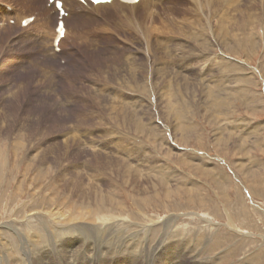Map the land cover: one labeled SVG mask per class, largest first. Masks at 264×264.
<instances>
[{"label":"rangeland","instance_id":"374dc122","mask_svg":"<svg viewBox=\"0 0 264 264\" xmlns=\"http://www.w3.org/2000/svg\"><path fill=\"white\" fill-rule=\"evenodd\" d=\"M224 6L199 10L190 0H162L152 18H141L138 8L128 21L99 11L68 21L55 50L52 6L0 0V226L12 220L16 227L37 211L54 218L60 210L69 223L86 222L91 213L130 233L151 227L159 234V225L174 218L169 234L191 230L186 237L199 245L203 264H264V0ZM27 15L34 20L22 28L19 18ZM242 21L245 42L237 44L244 34L234 42L231 35L240 34ZM117 167L130 180L114 177ZM131 180L143 182L144 191L138 194ZM93 189L106 201L75 200Z\"/></svg>","mask_w":264,"mask_h":264},{"label":"bare ground","instance_id":"6f19581e","mask_svg":"<svg viewBox=\"0 0 264 264\" xmlns=\"http://www.w3.org/2000/svg\"><path fill=\"white\" fill-rule=\"evenodd\" d=\"M63 3V7L66 8V12H68L67 15V19L64 20L65 24H66V28H67V22L70 21L71 19H79V18H84V17H89V15L92 14H97L99 11L102 12L103 11V15L106 16H115L117 19L122 18V20L124 19L125 21H128L130 17H132L133 15V19H135L134 17V12L135 10H137L138 8H140L139 10H142V16L141 18H147L150 19L152 18V16H154V10L155 7L157 5L160 4V2L162 0H139L136 4H121L117 1H112L111 3L108 4H98L96 6H90L89 8H86L82 5H79L78 2H76L75 0H61ZM177 1H183V0H177ZM191 3L196 6L199 10L200 8L204 5H212L214 3H224V7L226 6H230L232 4H235L237 2V0H190ZM255 1V0H254ZM46 2V0H45ZM241 2V1H240ZM254 3V2H251ZM250 3V4H251ZM73 4H75L76 6H74ZM173 4V3H172ZM82 6L84 8H86L87 10L84 9H80L78 10V7ZM215 6V5H214ZM236 7H238V5H234ZM211 7V6H210ZM216 8V7H215ZM218 8V7H217ZM204 9V8H202ZM228 9V7H227ZM234 9V8H233ZM109 10V11H107ZM153 10V11H152ZM113 11V12H110ZM158 11V10H157ZM218 11V10H217ZM223 11V10H222ZM226 11V10H225ZM233 11V10H232ZM231 11V12H232ZM215 12V11H214ZM227 12V11H226ZM212 13V12H211ZM220 13V12H219ZM224 13V12H223ZM236 13V12H235ZM234 13V14H235ZM29 15V14H28ZM27 15V16H28ZM203 15V14H201ZM200 15V16H201ZM215 17H217V13L214 14ZM221 15V14H220ZM233 15V14H232ZM47 16V12L44 11L43 14L41 15V19L43 20V18ZM57 16V12L55 14V18ZM222 16V15H221ZM219 16V17H221ZM25 17V16H23ZM206 17V16H205ZM214 17V16H213ZM212 17V18H213ZM217 17V21L218 18ZM154 18V17H153ZM211 18V17H209ZM227 18V17H225ZM232 18V17H231ZM22 17L19 18V20H21ZM146 19V20H147ZM169 19V18H168ZM194 19V18H193ZM204 19V18H203ZM131 20V18H130ZM153 20V19H152ZM151 20V21H152ZM170 20V19H169ZM187 20V19H186ZM135 20H133L134 22ZM207 21V20H206ZM220 21V20H219ZM248 21V20H246ZM20 22V21H19ZM177 22V20H176ZM48 21L43 20L42 24L47 25ZM130 23V22H129ZM172 23V22H170ZM179 23V22H178ZM196 23V22H195ZM203 23V22H202ZM221 23V21H220ZM241 23H244L243 21ZM240 23V24H241ZM125 24V23H124ZM135 24V22H134ZM132 26L136 27V24ZM193 24V23H192ZM212 24V23H211ZM56 25V20H55V24L54 27ZM122 25V24H121ZM147 25V24H146ZM175 25V23H174ZM210 25V24H209ZM134 27V28H135ZM245 27H247V23L245 25V23L243 24L242 27H240V25L238 26V31H240V34L238 35L236 34H232L231 38H232V42H234L236 40V36H241L244 34V37H241L237 39V41L235 43L239 44L242 42H245ZM114 28V27H113ZM124 28V26H123ZM145 28V27H144ZM183 28V27H182ZM219 28V26H218ZM234 28V27H233ZM117 29V28H116ZM137 29V28H136ZM146 29V28H145ZM171 29V28H170ZM232 29V28H231ZM235 29V28H234ZM241 29V30H240ZM139 30V29H138ZM144 30V29H143ZM223 30V29H222ZM171 31V30H170ZM259 31V30H258ZM262 31V30H261ZM52 35H54L53 33V29H52ZM137 32V31H136ZM140 33V32H139ZM144 33V32H143ZM188 33V32H187ZM214 33V32H213ZM260 33V32H258ZM173 34V33H172ZM175 34V33H174ZM173 34V35H174ZM197 34V33H196ZM66 35V34H65ZM143 35V34H141ZM161 35V34H160ZM164 35V34H163ZM169 34H167L168 36ZM202 35V34H201ZM217 35V34H216ZM159 35H157L158 37ZM205 36V35H204ZM151 37V36H150ZM171 37V36H170ZM197 37V36H196ZM199 37V36H198ZM218 37V35H217ZM140 38V37H138ZM156 38V37H155ZM166 38V37H165ZM164 38V39H165ZM203 38V37H202ZM199 38V39H202ZM211 38V37H210ZM137 39V38H136ZM142 39V37H141ZM168 39V38H167ZM166 39V41H167ZM194 39V38H193ZM198 39V38H197ZM130 40V39H129ZM143 40H145L143 38ZM169 40V39H168ZM171 40V39H170ZM44 41V40H43ZM99 41V40H98ZM146 41V40H145ZM156 41H158L156 39ZM161 40H159L158 42H160ZM197 41V40H196ZM199 41V40H198ZM207 41V40H206ZM212 41V40H211ZM210 41V42H211ZM96 42V40H95ZM131 42V41H130ZM144 41H142L143 43ZM174 42V41H173ZM202 42H204V40H202ZM209 42V39H208ZM214 42V41H213ZM226 42V41H225ZM94 43V42H93ZM112 43V42H111ZM205 43V42H204ZM216 43V41H215ZM219 43V42H218ZM117 44V43H116ZM141 44V43H140ZM149 44V43H148ZM153 44V43H152ZM160 44V43H159ZM163 44V43H162ZM170 43H168L169 45ZM198 44V43H197ZM200 44V41H199ZM203 44V43H202ZM212 44V43H211ZM97 45V44H96ZM131 45V44H130ZM146 45V44H145ZM158 46V44H156ZM167 44H163V46H166ZM168 45L166 47H168ZM207 44H205L206 46ZM209 45V44H208ZM207 45V46H208ZM213 45V44H212ZM215 45V44H214ZM245 45V44H244ZM147 46V45H146ZM153 46V45H152ZM151 46V47H152ZM160 46V45H159ZM177 46V44L175 45ZM204 46V47H205ZM211 46V45H210ZM217 46V44L215 45V47ZM219 46V45H218ZM226 46V45H225ZM135 47V46H134ZM145 48V46H142ZM150 47V46H149ZM154 47V46H153ZM162 47V45H161ZM160 47V48H161ZM165 47V48H166ZM203 47V45H202ZM209 47V46H208ZM213 47V46H212ZM212 47L210 48L212 50ZM242 47V46H241ZM157 48V47H156ZM187 48V47H186ZM94 49V48H93ZM153 49V48H151ZM150 49V51H152ZM158 49V48H157ZM176 49V48H175ZM214 49V48H213ZM217 49V47H216ZM103 50V49H102ZM121 50V49H120ZM147 50V49H145ZM155 50V49H154ZM161 50V49H160ZM178 52H181L180 49H178ZM197 50V49H196ZM224 50V49H223ZM98 51V50H97ZM149 51V50H148ZM156 51V50H155ZM163 51V49H162ZM165 51H167V49H165ZM164 51V52H165ZM184 51V50H183ZM186 51V50H185ZM190 50H188L189 52ZM132 52V51H131ZM140 52V50H139ZM154 52V51H153ZM173 52V51H172ZM171 52V53H172ZM176 52V51H175ZM205 52V51H204ZM209 52V51H208ZM224 52V51H223ZM143 53V52H142ZM146 55V52H144ZM149 53V52H148ZM162 53V52H161ZM167 53V52H166ZM211 53V52H210ZM119 54V53H118ZM133 54V53H132ZM154 54V53H153ZM174 54V53H173ZM186 54V52H185ZM190 54V53H188ZM219 54V53H218ZM164 55V54H163ZM166 55V54H165ZM178 55V54H177ZM225 55V53H224ZM130 53H128V57H130ZM134 55H132L131 57L133 58ZM136 56V54H135ZM169 57V55H167ZM174 56V55H172ZM195 56H197L195 54ZM222 56V55H221ZM52 57H55V55H53ZM126 57V56H125ZM127 57V60H128ZM183 57V56H182ZM201 57V56H200ZM214 57L211 55V58ZM227 57V56H226ZM225 57V58H226ZM208 58V57H207ZM215 58V57H214ZM224 58V59H225ZM165 59V57H164ZM167 59V58H166ZM229 60V58H227ZM176 60V59H175ZM207 60V59H206ZM214 60V59H212ZM211 60V62H212ZM221 60V59H220ZM216 60H214L213 62H215ZM219 61V59H218ZM226 61V60H225ZM125 62V61H124ZM162 62V60H161ZM176 62V61H175ZM207 62V61H206ZM223 62V60H222ZM221 62V63H222ZM232 62V60H231ZM129 63V62H127ZM142 63H144L142 61ZM156 63V62H155ZM167 63V62H166ZM165 63V64H166ZM178 63V62H177ZM205 63V62H204ZM220 63V62H219ZM125 64V63H124ZM131 64V63H130ZM138 64V63H137ZM162 64V63H161ZM171 64V62H170ZM184 64V62H183ZM190 64V63H189ZM199 64V63H198ZM133 65V64H132ZM135 65V64H134ZM152 65V64H151ZM156 65V64H155ZM177 65V64H176ZM205 65V64H204ZM211 65V64H210ZM213 65H217L213 64ZM225 64H223L224 66ZM148 66V65H146ZM166 66V65H165ZM186 66V65H185ZM184 66V67H185ZM192 66V65H191ZM208 66V65H207ZM151 67V66H150ZM154 67V64H153ZM159 67V66H158ZM179 67V66H178ZM201 67V66H200ZM213 67V66H212ZM222 67V66H221ZM225 67V66H224ZM135 68V67H134ZM137 68V67H136ZM148 68V67H147ZM163 67L160 68V70ZM165 68V67H164ZM163 68V70H165ZM217 68H220L217 66ZM133 69V68H132ZM138 69V68H137ZM145 69V68H144ZM149 69V68H148ZM153 69V68H152ZM151 68L149 69L152 70ZM156 69V68H155ZM176 69V68H175ZM178 69V68H177ZM186 69V68H185ZM209 69V67H208ZM224 69V68H223ZM140 70H143L140 68ZM167 70V69H166ZM179 70V69H178ZM182 70V69H181ZM188 70V69H187ZM190 70V69H189ZM147 71V70H145ZM143 71V72H145ZM155 71V70H154ZM153 71V72H154ZM170 73V69L168 70ZM168 71H165V74ZM172 71H174L172 69ZM171 71V72H172ZM209 71V70H207ZM215 71V69H214ZM223 71V70H222ZM183 72V71H182ZM224 72V71H223ZM151 73V72H148ZM157 74V73H155ZM154 74V75H155ZM173 74V73H172ZM184 74V73H182ZM196 74V73H195ZM197 74H200L197 73ZM196 74V75H197ZM224 74V73H223ZM177 75V74H176ZM158 76V74H157ZM161 76V75H160ZM175 76V74H174ZM198 76V75H197ZM222 76V75H221ZM220 76V77H221ZM159 77V76H158ZM186 77V76H185ZM188 77V76H187ZM202 77V76H201ZM212 77V76H209ZM218 77V76H216ZM220 77L218 78L220 80ZM223 77V76H222ZM149 78V77H148ZM147 78V79H148ZM176 78V77H175ZM173 78V79H175ZM227 78V77H226ZM172 79V82H173ZM177 80L178 77L176 78ZM217 79V78H216ZM145 80V79H143ZM182 80V79H181ZM200 80V79H199ZM218 80V81H219ZM213 81V80H211ZM216 81V83L213 85H218V82ZM229 81V80H228ZM161 83V81H159ZM195 82V81H194ZM222 82V81H221ZM221 82H220V86L221 87ZM179 83V82H177ZM197 83V82H196ZM155 84V83H154ZM165 84H167L165 82ZM201 84V83H200ZM145 85V84H144ZM178 86V85H177ZM186 86V85H185ZM203 86V85H201ZM208 86V85H207ZM211 86V85H209ZM183 87V86H182ZM187 87V86H186ZM223 87V85H222ZM153 88V87H152ZM209 88V87H208ZM213 89V87H211ZM225 88V86H224ZM178 89V88H176ZM174 90V89H173ZM218 89H216L215 91H217ZM179 91V90H178ZM161 92V91H160ZM139 94V93H138ZM166 94V93H165ZM152 96V95H151ZM165 97V96H164ZM162 96V98H164ZM216 97V96H215ZM166 98V97H165ZM145 99V98H144ZM168 100H170L169 98H167ZM149 101V100H148ZM166 101V100H165ZM214 101V100H213ZM217 101V98H216ZM215 102V101H214ZM130 103V102H129ZM168 103V102H167ZM171 103V102H170ZM150 104V103H149ZM132 105V104H131ZM157 105V104H156ZM152 108V107H151ZM171 109V108H170ZM156 113V112H155ZM147 114V113H146ZM143 116V115H142ZM135 118V117H134ZM137 119V118H136ZM133 120V119H132ZM129 124V123H127ZM134 124V123H132ZM130 125V124H129ZM138 126V125H137ZM136 126V127H137ZM139 127V126H138ZM143 128V127H142ZM138 129V128H137ZM124 133V132H123ZM32 135V134H31ZM125 137V136H124ZM87 138V137H86ZM87 144V143H86ZM21 145V144H20ZM19 145V147H20ZM66 145V144H65ZM85 145V144H84ZM91 145V144H90ZM87 146V145H86ZM94 148V147H93ZM47 149V148H46ZM18 150V149H17ZM94 150V149H93ZM64 151V150H63ZM99 153V152H98ZM97 152H94L92 154V158H99L100 156L98 155ZM80 154V153H79ZM44 158V157H43ZM143 158V157H142ZM101 164V163H100ZM114 164V163H113ZM105 165V164H104ZM130 165V164H129ZM103 166V165H102ZM124 166V165H123ZM105 167V166H104ZM112 167H114L112 165ZM125 167V166H124ZM129 170L132 174H136L138 175L139 172H142V169H138L136 170L135 168H133L132 166H129ZM156 167V166H155ZM52 168V167H51ZM93 168V167H92ZM115 168V167H114ZM118 169V173L115 174L114 177L118 176V177H122V178H127L126 176H124L125 172H122L123 169H121V167H117ZM47 169V168H46ZM95 169V168H94ZM108 169V168H107ZM125 169V168H124ZM168 169V168H167ZM54 171V169H51ZM96 170V169H95ZM133 170V171H132ZM153 170V169H152ZM107 171V170H106ZM138 174H137V172ZM95 172V171H94ZM93 172V173H94ZM103 172V171H102ZM105 172V170H104ZM128 171V175L131 174ZM149 172V170L147 171ZM153 172H157V171H153ZM159 172V171H158ZM62 173V172H61ZM106 173V172H105ZM144 173V172H143ZM160 173V172H159ZM166 173H170L168 170ZM173 173V172H172ZM169 174V175H172ZM73 174V173H72ZM95 174V173H94ZM113 174V175H114ZM142 174V173H141ZM139 174V175H141ZM156 174V173H155ZM162 174V173H160ZM43 175V174H42ZM45 175V174H44ZM145 175H149L148 173H146ZM163 175V174H162ZM47 176V175H46ZM56 176V174H55ZM93 176V175H91ZM96 176V175H95ZM132 176V175H131ZM154 176V175H153ZM157 176V175H156ZM62 177V176H61ZM105 177V176H104ZM113 177V178H114ZM129 177V176H128ZM133 177V176H132ZM59 178V177H58ZM65 178V177H64ZM102 178V177H101ZM117 178V177H116ZM140 178V177H139ZM160 178V176H159ZM162 178V177H161ZM165 178V177H164ZM63 179V178H62ZM104 179V178H103ZM109 179V178H108ZM135 179V178H134ZM143 179V178H142ZM141 179V180H142ZM157 179V178H156ZM171 179V178H170ZM72 180V179H71ZM102 180V179H101ZM110 180V179H109ZM125 180H130V179H125ZM125 180H119L121 183L125 182ZM137 180V179H136ZM140 180V179H139ZM162 180V179H161ZM172 180V179H171ZM64 181V180H63ZM62 181V182H63ZM99 181V180H98ZM97 181V182H98ZM117 179H113L110 180L109 183H115V185H117ZM165 182V180H162ZM160 181V182H162ZM79 182V181H78ZM145 182V181H144ZM169 182V181H168ZM168 182L166 181V183H163L165 186V195L168 196V189H170V185L168 184ZM22 183V182H21ZM93 183V182H92ZM147 183V182H146ZM151 183V182H150ZM170 183V182H169ZM68 186L70 185V183H66ZM73 184V183H72ZM96 183H94L95 185ZM99 184V182H98ZM129 186H132L135 190H137V193H142L144 191V188L142 187L144 184L142 182V184L139 181H135V180H131ZM157 184V183H156ZM63 185V184H62ZM100 185V184H99ZM160 185V184H159ZM186 185V184H185ZM6 186V185H5ZM32 186V185H31ZM54 186V185H53ZM66 186V185H65ZM126 186V184H125ZM2 187V186H1ZM9 189L10 186H8ZM7 187V188H8ZM18 187V186H17ZM36 187V186H35ZM115 187V186H114ZM149 187V185L147 186ZM152 187V185H151ZM156 187V186H154ZM181 187V186H180ZM20 188V187H18ZM17 188V189H18ZM91 187H89L90 189ZM95 188V187H94ZM110 188V187H109ZM131 188V187H130ZM146 188V187H145ZM5 189V187H4ZM85 189V188H84ZM97 189V188H96ZM114 189V188H113ZM129 189V188H128ZM149 189V188H148ZM155 189V188H154ZM152 189V190H154ZM159 189H161V187L159 186ZM2 190V189H1ZM6 190V189H5ZM4 190V191H5ZM19 190V189H18ZM61 190V189H60ZM65 190V189H64ZM147 190V189H146ZM151 190V192H152ZM47 191V190H46ZM82 191V190H81ZM86 191V190H85ZM100 191V190H99ZM150 191V190H148ZM21 192V191H20ZM19 192V193H20ZM80 192V191H79ZM84 192V191H83ZM52 194V193H51ZM62 194V193H61ZM80 195H77V197L75 198L76 201L79 202H88L91 203L92 201H97L98 203L106 201V197L104 198L102 195V192L100 191V193L96 190L93 189V192L91 193H79ZM107 194V193H106ZM148 194V193H146ZM143 195V194H142ZM119 196V195H118ZM147 196V195H146ZM188 197V196H187ZM71 200L73 199L68 198L67 200ZM190 199V198H188ZM222 199V198H221ZM58 200V199H57ZM64 200V199H63ZM55 201V200H54ZM111 201V200H110ZM61 202V201H60ZM70 202V201H69ZM51 203V202H49ZM58 203V202H57ZM60 204H58L59 206ZM32 207L33 205H28V207ZM27 205L24 207L26 208ZM42 207V206H41ZM56 207V206H55ZM23 208V209H24ZM95 208V207H94ZM93 208V209H94ZM45 209V208H44ZM49 209V208H48ZM47 209V210H48ZM80 209V208H79ZM87 209V208H86ZM31 210V209H29ZM37 210V209H36ZM35 210V211H36ZM50 210V209H49ZM48 210V211H49ZM53 210V209H52ZM62 210V209H61ZM78 210V209H77ZM84 210V208L82 209V211ZM28 211V210H27ZM51 211V210H50ZM56 211V210H55ZM59 212H56L53 217L47 216L45 213V211H43L42 214H39L40 212H35L33 215L31 216H27L26 219L24 220V223L19 224L18 226H13L11 225L10 222H13L12 220L10 222H6L5 225L0 226V264H184V261L186 260L188 262V264H203L205 261L202 260V258L200 257V247L197 243H195V241H193V237H190L192 239H189L186 237V235L189 233H191V230L188 229H181L180 231H176L175 232V236L172 237L171 234H169V232L171 233V231L169 230H173L170 229V225L174 222V218H166V220H164V224H160L158 230H160V233L157 234L156 232H154L155 228H149L148 230H138V232L135 233H130L132 232L130 228H126V227H122V224H118L117 222H105L102 221L101 219L97 218V216L95 214L91 215V213H89V216H92L90 219H85L87 220L86 222L83 221H76L73 223H69V221L67 222V219L69 218L68 216H66V218L64 217V212H60V210H58ZM80 211V210H79ZM94 211V210H93ZM115 211V210H114ZM25 212V211H24ZM34 212V211H33ZM52 212V211H51ZM54 212V211H53ZM90 212H92L90 210ZM105 213V212H104ZM116 213V212H115ZM17 214V213H16ZM84 214V213H83ZM53 215V214H50ZM24 216V215H23ZM25 217V216H24ZM86 217V216H85ZM175 217V216H174ZM80 218V217H79ZM176 218V217H175ZM2 219V218H1ZM13 220L16 221V219L13 218ZM73 220V219H72ZM19 221V220H18ZM107 221V220H106ZM125 221V220H124ZM137 221V220H135ZM4 223V222H3ZM13 224V223H12ZM208 226L204 227L205 229L207 228L208 231H211V224H207ZM194 227V226H193ZM158 228V227H157ZM20 229V230H19ZM137 229V228H136ZM146 229V228H145ZM196 229V228H195ZM195 229L192 228V230L194 231ZM204 229V230H205ZM201 230V228H200ZM156 233L157 235H159L157 240H153L152 239V233ZM195 232V231H194ZM212 232V231H211ZM200 232L197 231L195 232V235L198 234ZM210 233V232H209ZM169 235H171L172 238H170ZM202 234V232H201ZM144 235V236H143ZM155 235V234H154ZM199 235V234H198ZM204 235V234H203ZM168 236V237H167ZM205 236V235H204ZM211 236V235H209ZM213 236V235H212ZM143 238L142 240L140 238ZM184 237L187 238V243L182 242V240L184 239ZM208 237V236H207ZM154 238V237H153ZM196 238V237H195ZM198 238V237H197ZM5 239V243H2L1 241ZM152 239V240H151ZM195 240V239H194ZM200 240V239H199ZM184 241V240H183ZM208 241V240H207ZM205 241V245L204 246H208V242ZM201 243V241H200ZM203 243V242H202ZM201 243V244H202ZM235 247V246H234ZM212 249V248H211ZM209 248V250H211ZM206 253V252H203ZM243 254V253H242ZM232 255V254H231ZM224 256V255H223ZM212 257V256H211ZM220 258V257H219ZM215 259V258H214ZM248 260V259H247ZM209 261H211L209 259ZM216 261V259H215ZM213 262V261H211ZM239 263V262H238ZM208 264V263H205ZM211 264V263H209Z\"/></svg>","mask_w":264,"mask_h":264},{"label":"snow or ice","instance_id":"6c2138e0","mask_svg":"<svg viewBox=\"0 0 264 264\" xmlns=\"http://www.w3.org/2000/svg\"><path fill=\"white\" fill-rule=\"evenodd\" d=\"M93 2L99 3V2H108V0H93ZM25 24L28 23V21L24 22ZM61 33H62V27H61Z\"/></svg>","mask_w":264,"mask_h":264}]
</instances>
